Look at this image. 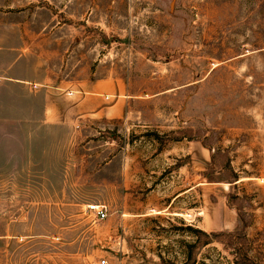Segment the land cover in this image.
<instances>
[{
    "label": "rangeland",
    "instance_id": "1",
    "mask_svg": "<svg viewBox=\"0 0 264 264\" xmlns=\"http://www.w3.org/2000/svg\"><path fill=\"white\" fill-rule=\"evenodd\" d=\"M0 48L29 80H0V264H179L180 226L238 223L264 264V0H0Z\"/></svg>",
    "mask_w": 264,
    "mask_h": 264
},
{
    "label": "trees",
    "instance_id": "2",
    "mask_svg": "<svg viewBox=\"0 0 264 264\" xmlns=\"http://www.w3.org/2000/svg\"><path fill=\"white\" fill-rule=\"evenodd\" d=\"M180 229L189 232L192 240L182 242V259L179 264H207L204 258L211 261L209 254L202 251L215 250L214 246H209L213 242H219L222 248L231 256L229 264H250L251 261L246 253V237L243 228L238 223L231 232H206L200 228H193L190 225H182ZM211 264V263H208Z\"/></svg>",
    "mask_w": 264,
    "mask_h": 264
},
{
    "label": "crops",
    "instance_id": "3",
    "mask_svg": "<svg viewBox=\"0 0 264 264\" xmlns=\"http://www.w3.org/2000/svg\"><path fill=\"white\" fill-rule=\"evenodd\" d=\"M2 48V47H1ZM0 48V80L4 83L21 84L29 81L17 71L18 63L21 61L22 54L17 56L13 50ZM6 48V47H5ZM31 81L35 82L34 78ZM33 95V94H32ZM96 102L97 100H84L82 103ZM84 105V104H83Z\"/></svg>",
    "mask_w": 264,
    "mask_h": 264
},
{
    "label": "built area",
    "instance_id": "4",
    "mask_svg": "<svg viewBox=\"0 0 264 264\" xmlns=\"http://www.w3.org/2000/svg\"><path fill=\"white\" fill-rule=\"evenodd\" d=\"M85 210L91 213L97 220H102L106 217V205L103 203H89L85 205ZM103 263V260H101Z\"/></svg>",
    "mask_w": 264,
    "mask_h": 264
}]
</instances>
